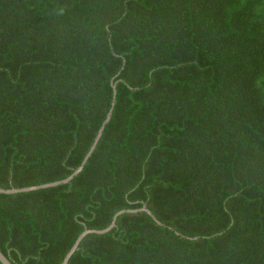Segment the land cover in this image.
I'll return each instance as SVG.
<instances>
[{
    "label": "trees",
    "instance_id": "obj_1",
    "mask_svg": "<svg viewBox=\"0 0 264 264\" xmlns=\"http://www.w3.org/2000/svg\"><path fill=\"white\" fill-rule=\"evenodd\" d=\"M115 78V79H114ZM0 249L14 264H264V0H0ZM0 264H3L0 261Z\"/></svg>",
    "mask_w": 264,
    "mask_h": 264
},
{
    "label": "water",
    "instance_id": "obj_2",
    "mask_svg": "<svg viewBox=\"0 0 264 264\" xmlns=\"http://www.w3.org/2000/svg\"><path fill=\"white\" fill-rule=\"evenodd\" d=\"M115 79V78H114ZM113 79V87H114V98H113V102H112V106L109 110V113L107 114V117L105 119V121L103 122V124L101 125L89 151L87 152V154L85 155L82 163L67 177L60 179V180H56V181H51V182H46V183H42V184H38V185H31V186H25V187H13V188H4V187H0V193H17V192H25V191H31V190H36V189H41V188H48V187H53V186H57V185H61V184H65L70 182L76 175H78L84 168L86 162L88 161V159L90 158V156L92 155L93 151L95 150L97 143L103 133L104 127L105 125L110 121L111 119V115H112V111L115 105V100H116V84L114 82ZM140 210H146L148 213L152 214L151 210L144 205L143 207L139 208ZM139 209H121L118 212L115 213V215L113 216V219L111 221V223L102 229H86L84 230L75 240L74 244L72 245V247L70 248V250L67 252V254L65 255L62 264H68L70 258L72 257V255L75 253V251L78 249L80 243L82 242V240L89 234V233H106L108 231H110L115 225H116V221L119 215H121L124 212L127 211H136ZM0 261L3 264H14L4 253L3 251L0 249Z\"/></svg>",
    "mask_w": 264,
    "mask_h": 264
}]
</instances>
